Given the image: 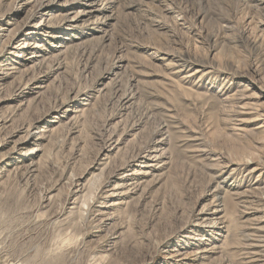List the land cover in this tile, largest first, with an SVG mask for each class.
Returning a JSON list of instances; mask_svg holds the SVG:
<instances>
[{
	"label": "rangeland",
	"instance_id": "1",
	"mask_svg": "<svg viewBox=\"0 0 264 264\" xmlns=\"http://www.w3.org/2000/svg\"><path fill=\"white\" fill-rule=\"evenodd\" d=\"M251 228L264 0H0V264H241Z\"/></svg>",
	"mask_w": 264,
	"mask_h": 264
},
{
	"label": "bare ground",
	"instance_id": "2",
	"mask_svg": "<svg viewBox=\"0 0 264 264\" xmlns=\"http://www.w3.org/2000/svg\"><path fill=\"white\" fill-rule=\"evenodd\" d=\"M153 147V140H151L147 146H145L138 155L134 157L133 161L139 158L143 153L151 152ZM7 158V157H6ZM5 164V163H4ZM118 173V172H117ZM121 176V175H120ZM108 181H106L100 188H99V196L106 191L108 187ZM98 194V193H97ZM221 210H215L213 213H220ZM88 213L91 215L92 210L89 208ZM193 223V219H189L188 222L185 224V227L191 225ZM184 227V228H185ZM246 232V231H244ZM176 233V232H175ZM171 235L167 236L160 245H166L167 242L171 240ZM243 251L241 253V264H253L259 261L262 257H264V235L263 229L260 228H251L248 230V233L244 237V242L241 248ZM158 252V251H157ZM189 257V256H188ZM151 259H155V257L151 256Z\"/></svg>",
	"mask_w": 264,
	"mask_h": 264
}]
</instances>
